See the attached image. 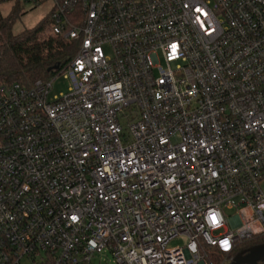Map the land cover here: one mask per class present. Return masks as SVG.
Returning a JSON list of instances; mask_svg holds the SVG:
<instances>
[{
	"label": "built area",
	"instance_id": "2783aa9c",
	"mask_svg": "<svg viewBox=\"0 0 264 264\" xmlns=\"http://www.w3.org/2000/svg\"><path fill=\"white\" fill-rule=\"evenodd\" d=\"M53 2L67 94L0 85V264H230L264 237V0Z\"/></svg>",
	"mask_w": 264,
	"mask_h": 264
},
{
	"label": "trees",
	"instance_id": "16d2710c",
	"mask_svg": "<svg viewBox=\"0 0 264 264\" xmlns=\"http://www.w3.org/2000/svg\"><path fill=\"white\" fill-rule=\"evenodd\" d=\"M3 2L0 0V5ZM21 15L16 2L9 14L3 15L0 11V85L17 83L30 88L37 81H47V77L53 74L49 72L51 68L58 67L57 72H61L75 56L78 42H69L53 35L49 17L34 28L14 35L12 29ZM263 243L264 237L246 242L234 255ZM225 258L221 252L209 250L211 264H218Z\"/></svg>",
	"mask_w": 264,
	"mask_h": 264
},
{
	"label": "rangeland",
	"instance_id": "374dc122",
	"mask_svg": "<svg viewBox=\"0 0 264 264\" xmlns=\"http://www.w3.org/2000/svg\"><path fill=\"white\" fill-rule=\"evenodd\" d=\"M17 3L20 7V13H22L21 17L17 19L12 29V33L14 35H18L24 30L34 28L37 24H39L44 18L49 17L51 12L53 11L54 2L53 0H38L36 3H26L23 1H4L0 5V11L3 15L9 14L11 7L14 3ZM48 80L52 81L51 90L48 95V99L54 100L59 98L60 95L67 94V90L69 87V81L64 78L63 74L55 75L50 74L47 77ZM264 191V184L261 186ZM228 215H232L233 211L228 210ZM186 243L184 238H179L172 241L169 244L170 248L183 246ZM92 264H114L113 258L108 253H102L96 255L92 261Z\"/></svg>",
	"mask_w": 264,
	"mask_h": 264
},
{
	"label": "water",
	"instance_id": "95a60500",
	"mask_svg": "<svg viewBox=\"0 0 264 264\" xmlns=\"http://www.w3.org/2000/svg\"><path fill=\"white\" fill-rule=\"evenodd\" d=\"M58 67H53L49 70L57 71ZM264 263V243L253 246L245 251L238 253L230 264H261Z\"/></svg>",
	"mask_w": 264,
	"mask_h": 264
},
{
	"label": "snow or ice",
	"instance_id": "6c2138e0",
	"mask_svg": "<svg viewBox=\"0 0 264 264\" xmlns=\"http://www.w3.org/2000/svg\"><path fill=\"white\" fill-rule=\"evenodd\" d=\"M173 50H175V45L173 46ZM211 219H212V222H213V223H218L215 214L212 215Z\"/></svg>",
	"mask_w": 264,
	"mask_h": 264
}]
</instances>
